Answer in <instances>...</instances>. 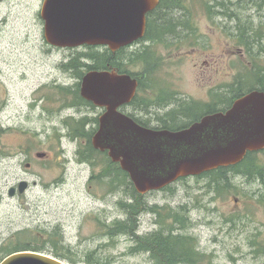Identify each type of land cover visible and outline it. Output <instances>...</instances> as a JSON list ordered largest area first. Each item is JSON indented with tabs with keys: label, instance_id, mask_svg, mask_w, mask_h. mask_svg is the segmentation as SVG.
<instances>
[{
	"label": "rangeland",
	"instance_id": "1",
	"mask_svg": "<svg viewBox=\"0 0 264 264\" xmlns=\"http://www.w3.org/2000/svg\"><path fill=\"white\" fill-rule=\"evenodd\" d=\"M43 2H0V261L28 245L69 264H153L148 253L131 252L136 238L171 227L175 236L190 237L195 252L207 257L202 264H264V253L257 251L264 249V151L255 160L261 177L230 173V186L220 188L210 177H187L143 196L139 203L146 210L136 217L134 235L108 233L126 222L121 204H135L133 191L121 185L111 192L115 170L104 153L87 152V140L73 137L90 134L101 110L75 106L78 101L70 94L79 92L78 75L88 71L81 65L94 64L85 55L104 60L105 48L49 47L39 13ZM262 3L163 2V27L149 36L161 38L133 43L116 58L134 76L154 67L135 105L122 111L154 128L171 125L167 115L179 112L175 124L190 125L194 120L183 112L198 118L204 109L188 104L217 103L238 83L256 80L264 68ZM140 56L150 65H143ZM72 60V68L66 67ZM80 121L83 130L73 128ZM103 174L109 176L90 181ZM21 181L29 184L27 191L9 197L10 187Z\"/></svg>",
	"mask_w": 264,
	"mask_h": 264
},
{
	"label": "water",
	"instance_id": "2",
	"mask_svg": "<svg viewBox=\"0 0 264 264\" xmlns=\"http://www.w3.org/2000/svg\"><path fill=\"white\" fill-rule=\"evenodd\" d=\"M2 0H0L1 2ZM41 19L50 46H104L112 52L144 38L146 15L160 0H43ZM79 94L98 109L92 147L107 152L128 174L136 193L160 191L175 181L243 162L264 151V92L252 90L225 112L208 114L183 130L146 128L120 109L131 104L138 80L116 69L89 71ZM44 155H39L43 157ZM28 183L21 181L20 195ZM15 194L10 187L9 196ZM0 264H68L41 252H15Z\"/></svg>",
	"mask_w": 264,
	"mask_h": 264
},
{
	"label": "trees",
	"instance_id": "3",
	"mask_svg": "<svg viewBox=\"0 0 264 264\" xmlns=\"http://www.w3.org/2000/svg\"><path fill=\"white\" fill-rule=\"evenodd\" d=\"M166 1H178V0H160L159 5L157 6V9H155L154 12L148 14L147 16V26H146V34L144 36V39H153L156 40L158 38H161V36H156L155 38H151L150 33H153V31L156 30L157 26L162 25L161 23V18L159 17V13L162 10V6H163V2ZM264 5V0L262 3V6ZM156 16V17H155ZM153 17H155V19H153ZM169 23L170 21L167 20L165 21L163 24L165 23ZM163 27V25H162ZM172 33L174 32V29L170 30ZM167 33V32H166ZM143 39V40H144ZM142 40V41H143ZM241 44V43H240ZM245 47L247 46V43H242ZM90 48V47H89ZM122 51H124V49H121L119 52L112 54L111 52L105 50L103 57H105L104 60H101L100 57H95L93 55L90 54H86L85 57L90 58L94 64L92 65H81V69L85 68L86 70H95V71H99V70H108L110 69V67L115 68L118 70V72L120 74L122 73H127L129 75H131L132 77H136L138 78L137 80H139V86H138V93L140 92L139 90L142 87V84L144 81H146V78L148 77V75L154 70L152 66L150 65V62L146 59V57L144 58L143 56H140V58L138 57V59H140L143 65H148L149 67L146 68L145 72L139 75L134 76L132 73H130L128 70L126 71V69L124 70V68H121L118 64V60H116L117 56L120 55L122 53ZM73 65V60L72 62H70L69 64L66 65V67L68 66V68H72ZM259 74L263 75V77H261V75L256 76V80L253 79L252 81L249 80L247 81V84L244 85V83L240 84L238 83L236 86H234L233 88H230V90H232L229 93V97H227V99L225 98H221L220 95L218 97V102L217 103H210L209 105H199L198 103H194L192 105L188 104L187 106H189L188 108H191L192 106H199V107H203L204 109V113L202 115H200L199 117L206 115V113H215L218 112V110L222 111L225 110V108L219 109L218 105L223 103L226 104L228 108L235 99L240 98L242 95H244L245 93L252 91V89H256L259 91L264 92V68L263 70H259L258 72ZM257 75V74H256ZM78 79H81L82 73L80 75H78ZM255 78V77H254ZM255 80V81H254ZM250 82L251 84L253 83V85L250 87ZM78 88V86H77ZM138 93L135 96V99L132 101L131 105H135V101L138 97ZM70 94L74 95V100L77 103H73L75 106L80 105V104H84L87 106H92L89 102L87 103L86 101H84L81 97V95L79 94L78 90L76 89L75 91L70 92ZM167 99V97H166ZM169 101V100H168ZM143 105H146L147 103L143 101ZM149 103V102H148ZM151 104V103H150ZM184 115L187 118L193 119L194 121L197 120L198 118H193L191 116L188 115V113L183 112ZM180 116L179 112H174L171 111L170 114L167 115V117H169V122H171V125L169 124H165L162 127L159 128H154V129H166V130H179V129H183V127L188 126V124H183V126H179L176 125V121L178 120ZM132 117V116H131ZM135 122L139 123L142 126L145 127H151V126H147L146 124L140 122L138 119H135ZM94 124H95V129L92 130L90 132V134L88 135H84L83 131L81 133H79L78 135H74L73 137H81L86 141V145H87V152H95L97 154H101L96 152L91 145V136L94 134L95 130H96V126H97V118L94 120ZM73 128H76L79 130H83V121L77 122L75 124V126H73ZM262 153V152H259ZM259 153H249L245 156L244 161L241 164H238L237 166H232L230 168H220L216 171H212L209 172L208 174L202 175L204 177L207 178H211V182L214 183L216 188H220L222 185L225 187H229L230 186V182H228V175L230 173L236 174V175H245L250 179H256L257 176L261 177L263 175V170L260 168L259 164L257 162H255V160L257 159V155ZM102 155V154H101ZM103 155L106 156V153H104ZM91 158V156H90ZM106 160L107 163H109V168L113 171V169L115 170V174L113 176H115V178L113 180H111V184H113L115 186L114 190H111V192H115L116 190L119 189V187H121V185H128L130 186V188L132 189L133 193L131 195L132 198H134L135 204H121V206L127 210V215L128 218L126 220V222L123 223H117V225L113 228L115 229L114 231H112V229L108 230V233L110 235H115L118 236V234H123V235H134L135 234V230L137 229V223L138 220L136 219V217L138 216V214H140V211H145V205L143 203H139L140 200L143 198L142 196H138L135 192V189L133 187V185L131 184V182L129 181V176L128 174H125L124 172L121 171V169L119 168V165L116 163H111L109 158L106 156ZM86 162H89L90 164H93L90 162V160L88 158L85 159ZM108 173L111 175V171H108ZM109 174H106L103 176H100L98 178V176L93 177L92 176V180L94 179H98V180H102L103 178H106L107 176H109ZM113 176L110 177L113 178ZM114 180L116 182H114ZM155 209L152 207V212H154ZM177 214L173 215L172 218L173 219H177ZM184 223L180 222L179 227L184 228ZM164 230V229H161ZM159 231L157 233H153L152 235L146 236V237H137L136 238V246L132 248L131 252L134 253H148V255H150V258L153 262V264H202L201 262H204L206 260V256L204 255H200L199 253H196L195 250L192 247V242H191V238L190 237H186V236H181V235H174L173 232V228L169 227L167 228V232L165 231ZM24 250H30V251H42L39 248H32L28 245L24 246V248L22 249H15L13 250L11 253L13 252H19V251H24ZM257 251H261L264 253V249L261 247L259 248V250ZM55 258L58 259H63L61 258V256H58L57 254L53 255ZM64 260V259H63ZM208 263L210 264V260H208ZM234 264V263H231Z\"/></svg>",
	"mask_w": 264,
	"mask_h": 264
},
{
	"label": "flooded vegetation",
	"instance_id": "4",
	"mask_svg": "<svg viewBox=\"0 0 264 264\" xmlns=\"http://www.w3.org/2000/svg\"><path fill=\"white\" fill-rule=\"evenodd\" d=\"M14 197H20V196L17 194V192H15V194L12 196V198H14Z\"/></svg>",
	"mask_w": 264,
	"mask_h": 264
}]
</instances>
